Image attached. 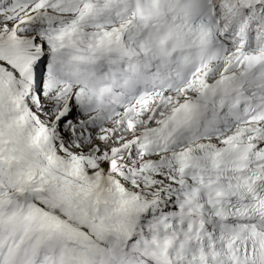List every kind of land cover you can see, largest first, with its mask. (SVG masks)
<instances>
[{
  "label": "snow or ice",
  "instance_id": "snow-or-ice-1",
  "mask_svg": "<svg viewBox=\"0 0 264 264\" xmlns=\"http://www.w3.org/2000/svg\"><path fill=\"white\" fill-rule=\"evenodd\" d=\"M0 264H264V0H0Z\"/></svg>",
  "mask_w": 264,
  "mask_h": 264
}]
</instances>
